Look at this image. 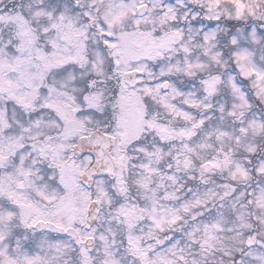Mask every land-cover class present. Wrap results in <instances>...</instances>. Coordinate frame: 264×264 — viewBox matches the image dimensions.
<instances>
[{"label": "snow or ice", "instance_id": "1", "mask_svg": "<svg viewBox=\"0 0 264 264\" xmlns=\"http://www.w3.org/2000/svg\"><path fill=\"white\" fill-rule=\"evenodd\" d=\"M0 264H264V0H0Z\"/></svg>", "mask_w": 264, "mask_h": 264}]
</instances>
